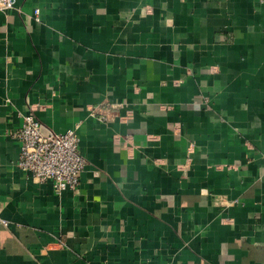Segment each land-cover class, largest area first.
<instances>
[{"label":"crops","instance_id":"crops-1","mask_svg":"<svg viewBox=\"0 0 264 264\" xmlns=\"http://www.w3.org/2000/svg\"><path fill=\"white\" fill-rule=\"evenodd\" d=\"M23 115L76 129V190L17 168ZM263 151L264 0L0 11V264H264Z\"/></svg>","mask_w":264,"mask_h":264},{"label":"built area","instance_id":"built-area-1","mask_svg":"<svg viewBox=\"0 0 264 264\" xmlns=\"http://www.w3.org/2000/svg\"><path fill=\"white\" fill-rule=\"evenodd\" d=\"M15 2L16 0H0V11L12 9ZM37 15L38 10H35V17ZM115 108V104L105 103L102 111L92 109L90 116L99 122H106L114 116ZM10 135L20 142L16 165L18 169L28 173L37 183L51 181L57 193L77 189L86 160L79 150L76 129L62 134L46 133L42 124L32 115H23L21 127ZM261 156L264 159V151ZM0 223L7 225L1 217Z\"/></svg>","mask_w":264,"mask_h":264}]
</instances>
